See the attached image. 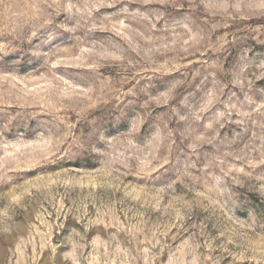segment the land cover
I'll return each instance as SVG.
<instances>
[{
  "label": "rangeland",
  "instance_id": "obj_1",
  "mask_svg": "<svg viewBox=\"0 0 264 264\" xmlns=\"http://www.w3.org/2000/svg\"><path fill=\"white\" fill-rule=\"evenodd\" d=\"M0 264H264V0H0Z\"/></svg>",
  "mask_w": 264,
  "mask_h": 264
}]
</instances>
